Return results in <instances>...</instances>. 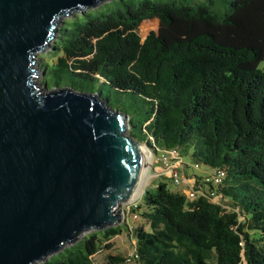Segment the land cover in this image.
Returning a JSON list of instances; mask_svg holds the SVG:
<instances>
[{"label": "trees", "instance_id": "16d2710c", "mask_svg": "<svg viewBox=\"0 0 264 264\" xmlns=\"http://www.w3.org/2000/svg\"><path fill=\"white\" fill-rule=\"evenodd\" d=\"M116 1L63 20L52 64L41 68L48 87L52 78L103 96L107 85L108 104L129 116L132 135L156 153L177 149L208 194L191 199L166 180L146 189L144 208H132L145 219L133 229L136 261L264 264V0H226L224 12L215 0ZM152 18L160 31L143 40L139 27ZM219 167L222 182L207 180ZM124 224L94 228L41 264H96L99 250L131 230ZM132 263L120 253L105 261Z\"/></svg>", "mask_w": 264, "mask_h": 264}, {"label": "water", "instance_id": "95a60500", "mask_svg": "<svg viewBox=\"0 0 264 264\" xmlns=\"http://www.w3.org/2000/svg\"><path fill=\"white\" fill-rule=\"evenodd\" d=\"M105 1L0 0V264L48 259L118 225L132 202L145 161L129 116L100 93L37 81L61 19Z\"/></svg>", "mask_w": 264, "mask_h": 264}, {"label": "rangeland", "instance_id": "374dc122", "mask_svg": "<svg viewBox=\"0 0 264 264\" xmlns=\"http://www.w3.org/2000/svg\"><path fill=\"white\" fill-rule=\"evenodd\" d=\"M204 1H207V0H204ZM226 3H227L226 0L225 1H223V0H215V2L212 4V8L217 10V11L224 12L225 9H226ZM101 6H102L101 9H105V10L114 9L115 7L118 6V2L116 0H107L104 3H102ZM110 6H112V8H109ZM94 8L95 7H93V9L89 8L87 10H91L92 9L91 11H93V13H95L97 9H94ZM76 14L77 13L75 12V13H72L71 15H67V16L63 17L61 19L60 23L57 25V31H56V33L54 35V38L50 42V46L47 49H45V50H43L41 52H38L36 54V57L38 58V60H37L35 66L36 67H38V66L40 67V73H38L37 81L40 83L41 87L44 86L43 80H44V76H45V74H44V72H43V70L41 68V63L43 62V63L52 64V55L50 53H48V51L53 49L52 48V44H53V42L56 39V36L58 34L57 33L58 29L64 24L63 20H65V19H67L69 17H73ZM81 18H82V20L84 19V14H81ZM151 30H156L157 32L160 31V22H159L158 18L147 19V20H144L141 23V25L139 27V34L141 35L142 39H144ZM260 67L264 68V61H262L260 63ZM53 87H54L53 86V80L51 78V79H49V87L48 88H53ZM93 91L95 93H98V88H94ZM109 94H110L109 87L107 85L103 86V96L106 98V97H108ZM112 100H115V99L112 98ZM113 103L115 105V102H113ZM126 125H127V129H126L127 134L132 135V132H131L132 127L130 125L129 117H127ZM134 131L137 134H139L141 132L139 128H135ZM135 139L141 145H143V146L146 145L148 147V149H150V151L153 154L152 159H151V164L149 165V170H150L151 177L149 178L147 183L143 186L142 193L139 196H137V197H133L132 202H130L128 204H124L123 207H121V210L124 212L125 219L123 221H121L119 224L125 226L124 223L127 222L129 224L128 226H129V228L131 230L129 232L123 231L122 234L114 236V239H113L114 241H109L110 249H107L106 247H104L101 250H99L97 252L96 256H95L96 264H105L106 256H107L108 253H112V254H117V253L126 254L127 252H129L130 250H132L134 248V240H133V238L131 236V234L133 233L134 226L144 223L145 219L143 218V216L141 214L143 209L136 210V212H138V216H135V212L132 210V208H135L136 204L139 205V206H142L144 208L143 195H144V192H145L146 189H148V188L155 189L156 186L158 185L160 179H162L164 181L166 180L169 183V185L172 188H174V189H176L178 187H181V186H184V183L175 184V183L170 182L169 181V179H170L169 178L170 177V173L169 172L161 173V171L164 168L162 167V165L157 160V157H158L159 154H156V150L155 149L153 150L152 147L149 145V143L147 141L139 140L138 138H135ZM186 162H188L190 165H192V161L189 160L188 158L186 159ZM178 169L187 178H191V177L190 176L188 177V175L186 174V170L189 173L196 172V170H194V168L192 166L189 167L188 169L182 168V167H179ZM157 174H159V175H157ZM158 178H160V179H158ZM94 230H95L94 228H90V229L84 231L79 236V239L83 238L84 236L88 235L90 232H92ZM60 252L61 251H59V252H57L55 254L57 255ZM54 255L53 254L50 255L48 258L54 260V257H55ZM44 260H47V259H44ZM44 260L38 261L35 264H41ZM132 264H139V262L135 261Z\"/></svg>", "mask_w": 264, "mask_h": 264}, {"label": "built area", "instance_id": "2783aa9c", "mask_svg": "<svg viewBox=\"0 0 264 264\" xmlns=\"http://www.w3.org/2000/svg\"><path fill=\"white\" fill-rule=\"evenodd\" d=\"M156 154H159L157 157V160L164 168L161 171V173L169 172L170 178L173 180L175 184H182V183L186 184L188 186V189L186 190V194L188 198H191V199L195 198L199 194H202L205 196L208 195L203 190V187L201 186H199V188L197 187L195 178H187L179 171L178 168L179 167L183 168L184 163L177 149L173 148L169 150H164ZM225 175H226L225 169L222 167H219V168L214 169L211 176L208 177L207 180H213L214 183H220L222 182ZM219 198L220 196H213L211 199L218 201ZM135 216H137V214H135ZM241 244H243V242H241ZM125 255H126V261L129 263L135 262L139 258V253L137 252L136 248H133L132 250L127 252Z\"/></svg>", "mask_w": 264, "mask_h": 264}, {"label": "bare ground", "instance_id": "6f19581e", "mask_svg": "<svg viewBox=\"0 0 264 264\" xmlns=\"http://www.w3.org/2000/svg\"><path fill=\"white\" fill-rule=\"evenodd\" d=\"M141 150H142L143 159L145 161V165L143 167L141 179H140L139 184H138V186H137V188L133 194V197H137L142 193L143 186L147 183V181L151 177L149 165L151 164V159H152L153 154L150 151V149H148L147 147H145L143 145L141 146ZM133 197H132V199H133Z\"/></svg>", "mask_w": 264, "mask_h": 264}, {"label": "crops", "instance_id": "0c3cea01", "mask_svg": "<svg viewBox=\"0 0 264 264\" xmlns=\"http://www.w3.org/2000/svg\"><path fill=\"white\" fill-rule=\"evenodd\" d=\"M169 178H170V177H169ZM158 179H160V178H158ZM161 180H162V179H160L159 181H161ZM162 181H164V180H162ZM169 181H171V179H169ZM186 187H187V188H186ZM187 189H188V186H187L186 184H184V186L178 187V188H176L175 190H181V191L186 192ZM119 235H120V234H119ZM131 236H132L134 242H136L135 234L132 233ZM113 239H114V237H113L110 241H114Z\"/></svg>", "mask_w": 264, "mask_h": 264}]
</instances>
